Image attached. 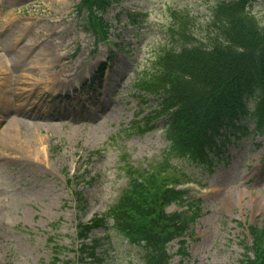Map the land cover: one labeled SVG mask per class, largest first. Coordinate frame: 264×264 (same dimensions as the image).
Wrapping results in <instances>:
<instances>
[{
  "label": "rangeland",
  "instance_id": "obj_1",
  "mask_svg": "<svg viewBox=\"0 0 264 264\" xmlns=\"http://www.w3.org/2000/svg\"><path fill=\"white\" fill-rule=\"evenodd\" d=\"M79 1L0 0V56L7 64L0 68V113H17L25 125L37 119L32 113L54 123L31 133L39 141L34 151L20 150L16 137L0 148V264H141L139 248L106 227L89 233L98 240L95 260L81 249L77 226L114 201L126 183L124 165L148 162L182 169L189 200H203L186 253L177 252V240L169 243L170 263L237 264L239 241L249 239L246 225L264 216V135L248 120L240 131L225 130L230 142L207 173L168 147L161 122L144 133L129 126L133 119L144 125L157 107L134 82L165 45L173 21L168 6L188 9L201 38L215 0H110L103 16L108 40L83 24ZM100 62L105 67L92 79Z\"/></svg>",
  "mask_w": 264,
  "mask_h": 264
},
{
  "label": "trees",
  "instance_id": "obj_2",
  "mask_svg": "<svg viewBox=\"0 0 264 264\" xmlns=\"http://www.w3.org/2000/svg\"><path fill=\"white\" fill-rule=\"evenodd\" d=\"M260 1L263 12L257 18L251 7ZM108 4V0H82L78 9L87 10L93 27H102L101 14ZM171 17L169 44L159 49L136 83L157 98L153 117L162 119L169 146L186 158H206L205 149L218 152L220 129H238L235 122L247 117L264 134V0H216L201 39L195 37L187 11L173 10ZM102 33L105 36L106 31ZM172 173L175 176L167 162L128 167L127 184L117 199L104 216L81 225L80 235L87 236L94 225H109L140 247L142 264H168V242L187 234L201 202L188 201V189L176 188L180 179H172ZM171 203L184 208L167 211ZM248 229L251 241L241 240L238 264H264V218L261 226L251 224ZM184 243L181 239V253Z\"/></svg>",
  "mask_w": 264,
  "mask_h": 264
},
{
  "label": "bare ground",
  "instance_id": "obj_3",
  "mask_svg": "<svg viewBox=\"0 0 264 264\" xmlns=\"http://www.w3.org/2000/svg\"><path fill=\"white\" fill-rule=\"evenodd\" d=\"M6 61H4L0 56V68L5 67ZM71 78L65 79L63 82V86H67L70 82ZM22 100L24 103L27 102L28 98L22 97ZM32 117H35L37 119H34L31 124L25 125L17 116V113L13 112H1L0 113V148H5V143L7 140L12 139L16 137V139L19 141L20 150L24 151L28 147L32 149L33 151L36 148V145L39 144V141L36 140L32 136V132H35V129H41L43 125H53L54 123L52 121L47 122H41L39 121V118L46 117L43 114H34L32 113ZM26 129V131H25ZM28 129H34L33 131L29 132ZM230 203L225 200V205H229Z\"/></svg>",
  "mask_w": 264,
  "mask_h": 264
}]
</instances>
